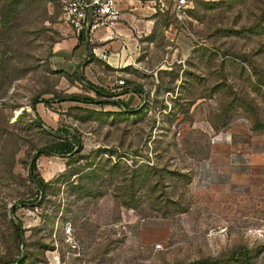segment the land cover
Returning <instances> with one entry per match:
<instances>
[{"label":"rangeland","instance_id":"374dc122","mask_svg":"<svg viewBox=\"0 0 264 264\" xmlns=\"http://www.w3.org/2000/svg\"><path fill=\"white\" fill-rule=\"evenodd\" d=\"M65 1L0 0V264H264V0H155L73 73Z\"/></svg>","mask_w":264,"mask_h":264},{"label":"crops","instance_id":"0c3cea01","mask_svg":"<svg viewBox=\"0 0 264 264\" xmlns=\"http://www.w3.org/2000/svg\"><path fill=\"white\" fill-rule=\"evenodd\" d=\"M154 2L155 0H118L121 17L117 24L112 29L97 30L90 41L86 32L76 34L78 40L75 38L72 47L67 49L60 63L71 73L77 68L81 69V65L86 61L92 64L97 58L104 60L116 71L125 68L135 58L134 52L139 35L146 34L151 27L153 22L151 15L156 10L152 5ZM59 52L64 53L62 50ZM101 53H105L107 57L102 59ZM119 89L124 90L118 96L119 103H127V101L136 103L140 100L133 87Z\"/></svg>","mask_w":264,"mask_h":264},{"label":"built area","instance_id":"2783aa9c","mask_svg":"<svg viewBox=\"0 0 264 264\" xmlns=\"http://www.w3.org/2000/svg\"><path fill=\"white\" fill-rule=\"evenodd\" d=\"M187 0H176L175 6L181 9ZM121 17L118 0H66L62 10V20L77 35L87 32L90 41L99 29H112ZM105 59L107 55L101 53ZM116 85L125 84V79H116Z\"/></svg>","mask_w":264,"mask_h":264},{"label":"trees","instance_id":"16d2710c","mask_svg":"<svg viewBox=\"0 0 264 264\" xmlns=\"http://www.w3.org/2000/svg\"><path fill=\"white\" fill-rule=\"evenodd\" d=\"M90 86H91V88L94 89L97 93H100V92H101L97 87L93 86L92 84H90ZM116 95H117V94H116ZM73 98H75V97H73ZM77 100H83V99H79V98H78ZM83 101H85V100H83ZM64 138H65V136H64ZM40 152H41V151H40ZM33 164H34V161H33V163H32V171H31L32 176L34 177V180L36 181V183L38 184V186H40V188H42L43 186H42L40 180L37 178V175H35V173H33V171L35 170V165H33Z\"/></svg>","mask_w":264,"mask_h":264},{"label":"water","instance_id":"95a60500","mask_svg":"<svg viewBox=\"0 0 264 264\" xmlns=\"http://www.w3.org/2000/svg\"><path fill=\"white\" fill-rule=\"evenodd\" d=\"M86 35H87V32H86ZM30 107H32V105H30ZM10 216H13V212L12 211H10ZM20 240H21V243H23V234H21Z\"/></svg>","mask_w":264,"mask_h":264}]
</instances>
